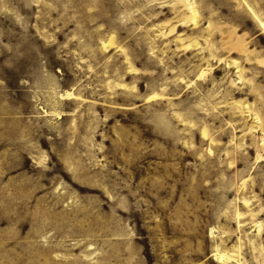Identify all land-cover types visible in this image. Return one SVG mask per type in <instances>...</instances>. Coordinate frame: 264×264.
Segmentation results:
<instances>
[{
	"label": "rangeland",
	"instance_id": "rangeland-1",
	"mask_svg": "<svg viewBox=\"0 0 264 264\" xmlns=\"http://www.w3.org/2000/svg\"><path fill=\"white\" fill-rule=\"evenodd\" d=\"M0 264H264V0H0Z\"/></svg>",
	"mask_w": 264,
	"mask_h": 264
}]
</instances>
